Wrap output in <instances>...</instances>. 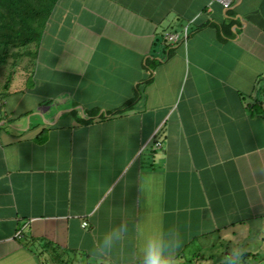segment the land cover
Segmentation results:
<instances>
[{
    "label": "crops",
    "instance_id": "1",
    "mask_svg": "<svg viewBox=\"0 0 264 264\" xmlns=\"http://www.w3.org/2000/svg\"><path fill=\"white\" fill-rule=\"evenodd\" d=\"M30 66L0 120V264H122L94 241L147 202L188 261L261 233L264 0H56Z\"/></svg>",
    "mask_w": 264,
    "mask_h": 264
},
{
    "label": "clouds",
    "instance_id": "2",
    "mask_svg": "<svg viewBox=\"0 0 264 264\" xmlns=\"http://www.w3.org/2000/svg\"><path fill=\"white\" fill-rule=\"evenodd\" d=\"M140 212L133 219L132 212L125 219L102 228L94 241L93 253L98 257L118 252L122 264H177L176 253L182 244V234L177 225L167 222L158 206L147 202L140 204ZM134 241L126 250L122 245ZM242 251L231 248L222 257L221 264H241Z\"/></svg>",
    "mask_w": 264,
    "mask_h": 264
},
{
    "label": "trees",
    "instance_id": "3",
    "mask_svg": "<svg viewBox=\"0 0 264 264\" xmlns=\"http://www.w3.org/2000/svg\"><path fill=\"white\" fill-rule=\"evenodd\" d=\"M56 0H0V47L2 58L12 57L15 64L19 58L30 57L31 62L36 54V47L44 23ZM25 70L26 67L23 66ZM10 79H6L0 91V101L9 94ZM264 107V100L261 101ZM5 103L0 102V112ZM131 101L111 111L118 114L127 110ZM94 112V111H92ZM75 113V112H73ZM3 116H0V120ZM1 128V127H0Z\"/></svg>",
    "mask_w": 264,
    "mask_h": 264
},
{
    "label": "rangeland",
    "instance_id": "4",
    "mask_svg": "<svg viewBox=\"0 0 264 264\" xmlns=\"http://www.w3.org/2000/svg\"><path fill=\"white\" fill-rule=\"evenodd\" d=\"M1 58L2 48L0 47V60ZM12 61V57L10 56H7L5 61H0V91H2V85L6 79H10L8 89L10 91L9 96L7 100L5 98L1 100L2 103H5V100L7 101V104L4 105V110L12 106L13 93L19 91L21 88L24 90L30 80V72L28 73V69L30 70L31 68V58L22 56L15 64H13ZM23 66L26 67L25 70ZM20 108L16 109V114L17 112L19 113ZM1 115L4 117L5 111L2 113L0 112V116ZM248 226L249 227L246 228L244 232H242L243 228H238L237 232L239 233H236V236L229 237V239H231L230 242H221L220 248L217 247L212 239L209 241H207L208 239L204 240V244H215L216 247L212 248L211 251L202 252L201 256L198 258L196 256L193 257L191 261L179 257L177 258V264H215L217 262L221 264L222 257L234 247L242 251L241 264H264V223L259 227L261 233H254V229L256 228L254 225ZM213 239H216V237ZM191 251H193V247H189L185 252L187 254L191 253Z\"/></svg>",
    "mask_w": 264,
    "mask_h": 264
},
{
    "label": "built area",
    "instance_id": "5",
    "mask_svg": "<svg viewBox=\"0 0 264 264\" xmlns=\"http://www.w3.org/2000/svg\"><path fill=\"white\" fill-rule=\"evenodd\" d=\"M217 1H221V2L226 3V0H217ZM186 33H187L186 32V28H184L182 34H179L177 32H172V31H165L163 33V38L169 43H174V42H177V41H179L181 39H185ZM153 147L156 148V149H160L161 148V141L160 140H156L154 142V144H153ZM82 224L85 225L86 222L83 221ZM20 232L21 231L18 230L17 233H16V236H20L21 235Z\"/></svg>",
    "mask_w": 264,
    "mask_h": 264
},
{
    "label": "water",
    "instance_id": "6",
    "mask_svg": "<svg viewBox=\"0 0 264 264\" xmlns=\"http://www.w3.org/2000/svg\"><path fill=\"white\" fill-rule=\"evenodd\" d=\"M263 92H264V85H263Z\"/></svg>",
    "mask_w": 264,
    "mask_h": 264
}]
</instances>
